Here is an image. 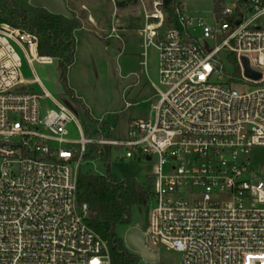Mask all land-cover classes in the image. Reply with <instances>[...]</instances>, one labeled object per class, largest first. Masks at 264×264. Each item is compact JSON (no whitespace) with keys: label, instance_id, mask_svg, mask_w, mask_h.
Segmentation results:
<instances>
[{"label":"built area","instance_id":"1","mask_svg":"<svg viewBox=\"0 0 264 264\" xmlns=\"http://www.w3.org/2000/svg\"><path fill=\"white\" fill-rule=\"evenodd\" d=\"M140 3L142 54H158L157 82L149 79L156 100L152 116L117 139L111 127L87 136L70 106L32 91L38 78H23L20 54L33 73V60L52 58L38 55L35 33L0 24V264H111L76 197L91 146L121 149L122 160L155 159L148 248L150 241L176 250L179 264H264V158L258 168L252 156L264 150V0H212L205 15L179 0L174 18L164 0ZM111 37L120 39L114 24L102 38ZM221 51L235 56L236 78L224 71ZM242 57L259 79L244 75ZM42 98L54 108L42 110Z\"/></svg>","mask_w":264,"mask_h":264},{"label":"rangeland","instance_id":"2","mask_svg":"<svg viewBox=\"0 0 264 264\" xmlns=\"http://www.w3.org/2000/svg\"><path fill=\"white\" fill-rule=\"evenodd\" d=\"M120 1L116 0L113 4L109 0H64L68 9L78 17L83 26L75 31L76 51L74 62L66 74L67 86L73 91L74 96L82 101L92 118L91 121L87 120L86 114L79 110L76 103L66 94L60 80L61 68L58 59L53 58L51 63L33 60V73L24 56L20 54L23 78L27 81L33 80L34 77L38 78V82L29 88L40 94L46 91L60 103L70 106L87 136H95L97 121L98 124L107 125V131L109 127L112 128L113 139L123 137L130 125L152 116L150 107L156 100V91L149 79L157 82V51L149 47L144 57L138 29L129 27L133 19L141 17L142 5L140 0H123L125 5L119 6ZM143 1L149 8L151 0ZM211 2L212 0H185V5L190 14L205 15L210 11ZM89 14L94 18L97 27L89 23ZM112 24L117 27L120 39L114 37L102 39ZM194 34L201 45L213 47V42L202 38L200 30L195 29ZM220 57L224 71L232 73L235 69L227 53L221 51ZM232 88L243 93L250 90V85H232ZM40 106L42 110L54 108V104L48 98H42ZM67 129L71 138L79 137L74 124H69ZM101 131L104 133L105 129ZM88 154L87 151L86 156ZM121 154V149L111 148L109 172L113 179L121 181L133 178L139 184L148 186L149 177L156 169L155 159L151 162L122 160ZM252 156L257 161L258 168H261L259 164L261 165L264 158V150L256 149ZM80 170L83 173L102 175L106 170V162L98 157H86ZM151 207L152 203L133 207L130 223L117 226L118 237L124 240L125 233L131 227L146 231ZM147 244L157 253L158 260L155 263H146L141 259L139 264H179L181 254L176 250L162 245H152L150 241Z\"/></svg>","mask_w":264,"mask_h":264},{"label":"trees","instance_id":"3","mask_svg":"<svg viewBox=\"0 0 264 264\" xmlns=\"http://www.w3.org/2000/svg\"><path fill=\"white\" fill-rule=\"evenodd\" d=\"M179 0H164L165 11L174 18V7ZM121 0L119 6H124ZM74 15V13L72 12ZM75 16V15H74ZM136 22V23H134ZM5 23L13 27L28 30L37 35V53L39 56L56 58L59 60L60 80L66 94L76 103L79 110L86 114L87 120L92 118L80 99L74 96L67 86L66 74L74 62L76 51L75 31L79 28L78 17L68 19L65 16L50 13L45 8L30 5L29 0H0V24ZM141 18L132 20L130 28L138 29ZM173 23H177L173 20ZM234 65L235 78L239 68L234 55L229 56ZM97 127L106 129L107 125L98 124ZM91 130V129H90ZM89 130V132H90ZM107 137L110 133H106ZM87 157H98L106 162V170L102 175L78 172L77 202L88 206L89 226L107 243L111 264H139L141 258L137 253L126 248L118 237V225L129 224L131 210L135 206H145L150 198V187L143 186L133 178L117 181L109 172L110 147L91 146ZM150 181V179H149Z\"/></svg>","mask_w":264,"mask_h":264},{"label":"water","instance_id":"4","mask_svg":"<svg viewBox=\"0 0 264 264\" xmlns=\"http://www.w3.org/2000/svg\"><path fill=\"white\" fill-rule=\"evenodd\" d=\"M30 5L39 8H45L50 13L65 16L68 19H73L75 16L66 6L64 0H29ZM241 63L244 68V75L251 79L257 80L261 74L252 70L249 67L248 59L241 58ZM149 160V157L147 158ZM126 247L146 263H155L158 260L157 253L150 250L145 243V234L142 230L131 227L127 230L123 240Z\"/></svg>","mask_w":264,"mask_h":264},{"label":"crops","instance_id":"5","mask_svg":"<svg viewBox=\"0 0 264 264\" xmlns=\"http://www.w3.org/2000/svg\"><path fill=\"white\" fill-rule=\"evenodd\" d=\"M89 23L90 24H92L93 25V27H97L98 25H97V23L95 22V20H94V18L89 14ZM79 27H81V28H83V26L80 24L79 25ZM85 28V27H84ZM79 29V28H78ZM77 29V30H78ZM101 37V36H100ZM76 38V37H75ZM102 38V37H101ZM113 38V37H112ZM103 39V38H102ZM109 39V38H108ZM104 40H107V39H104ZM121 42H123V40L121 41ZM108 47V46H107ZM124 47V42L123 43H121V48H123ZM107 129V128H106ZM105 129V130H106Z\"/></svg>","mask_w":264,"mask_h":264}]
</instances>
